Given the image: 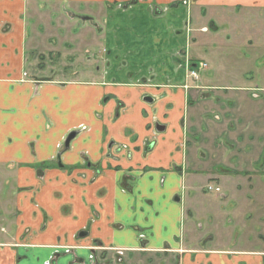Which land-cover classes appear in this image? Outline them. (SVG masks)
Returning <instances> with one entry per match:
<instances>
[{
  "label": "crops",
  "instance_id": "1",
  "mask_svg": "<svg viewBox=\"0 0 264 264\" xmlns=\"http://www.w3.org/2000/svg\"><path fill=\"white\" fill-rule=\"evenodd\" d=\"M67 11L89 21L104 17V64L84 74L91 80L64 81L61 72L34 70L30 61L51 38L61 43L60 31L51 29L61 23L45 20L59 21ZM260 55L264 0H0V170L14 171L13 203L21 212L13 232L0 237V264H96L97 242L117 253H176L178 264H264V250L232 254L186 247L180 239L185 186L191 199L203 179L190 171L199 139H210L204 132L216 136L214 149L220 137L243 140L252 131L241 115H229L240 110L233 99L241 95L221 93L264 97V84L253 83L256 75L264 80V64H250ZM188 58L217 60L207 76L232 82L194 81ZM210 90L233 107L213 105ZM119 103L124 109L116 118ZM113 141L127 144L131 156L110 154ZM226 150L224 143L216 151L218 164L235 175L244 168H232L227 156L234 152ZM59 155L61 169L47 170L40 181L32 165Z\"/></svg>",
  "mask_w": 264,
  "mask_h": 264
},
{
  "label": "rangeland",
  "instance_id": "2",
  "mask_svg": "<svg viewBox=\"0 0 264 264\" xmlns=\"http://www.w3.org/2000/svg\"><path fill=\"white\" fill-rule=\"evenodd\" d=\"M68 11L64 14L61 13V19L58 21L57 17L50 16L45 20V24L58 25L61 23L60 28L52 26L53 31H60L61 43L58 39L54 41L51 38L46 46L38 49L31 57L33 61L34 70L38 66L49 68L46 70L52 72H61V80H74L80 78L81 80H91V76L84 75L88 70L96 69L99 65L103 67L104 44L101 30L104 25V17L98 19L83 20L79 14L70 17ZM63 15V16H62ZM59 23V24H60ZM212 29V27H211ZM213 30V29H212ZM188 33H193V28L186 30ZM207 29H205V32ZM191 33V35H192ZM194 34V33H193ZM192 37V36H191ZM196 41V40H195ZM48 46V47H47ZM242 52L244 46H236ZM51 48V49H50ZM247 48V47H246ZM240 53V52H239ZM243 53V52H242ZM241 55V53H240ZM216 58V55H214ZM201 59H190L188 66L200 67V77H205V80L194 81L211 84H229L231 79L218 76H207L210 72H215L214 65L217 60H209L204 66ZM236 60L230 58L228 64L231 68H235L232 62ZM203 63V64H201ZM258 63L259 69L264 64V56L260 55L257 62L250 61V64L255 65ZM217 64V63H216ZM200 65V66H199ZM203 65V67H201ZM50 70V68H52ZM60 69V70H59ZM77 72L78 75L73 73ZM47 78H58L56 75H47ZM36 77V76H34ZM247 79L249 76L246 77ZM244 78V79H246ZM253 83L260 85L264 84L262 77L255 76ZM211 97H215L213 105L233 107L229 102L223 103V100L217 99L216 91H208ZM221 94L232 96L236 94V98L241 95L242 99H233L238 101L240 110L234 109L229 113L233 120H237L240 115L245 123L251 122V133L244 134L246 139L239 140H226L225 137L218 138L215 148L210 147L211 143L215 142L213 138L216 136L208 135L210 139L201 137L198 141L199 153L194 161V172L199 177L198 191H195V196L189 199V194H192L190 188L185 186L184 189V208L185 219L182 224V232L180 239L182 245L192 247L194 249L205 250H221L230 253L251 251V250H264V97L261 95L259 98H248L247 101L244 93L228 91ZM262 94V93H261ZM208 95V97H209ZM252 101V102H251ZM197 108V106H196ZM252 111V114L249 113ZM215 112V111H214ZM213 114L208 125H212L216 118ZM203 123V122H202ZM232 126V125H231ZM199 130H205L202 124ZM250 127V126H249ZM203 136L202 133H198ZM249 136V138H248ZM192 138V136H190ZM212 137V138H211ZM200 138V137H199ZM197 140V138H196ZM188 142V139H187ZM212 143V144H213ZM226 143V153H232L228 158L233 163L232 168L241 169L234 175L233 170L226 165L218 164L219 157L216 151L219 147L223 148ZM242 147L248 154H241L237 149ZM61 150V148H60ZM212 154L208 155L207 152ZM201 152V153H200ZM214 153V154H213ZM61 156L56 157L54 160L48 162L34 164L32 167L35 169L36 176L40 181L46 177L47 170L56 169L61 166ZM225 161V160H224ZM61 169V167L59 168ZM186 174L190 175L186 170ZM223 177V178H222ZM225 177V178H224ZM209 185L214 188L209 189ZM15 186V173L9 168L0 170V237L9 236L10 229L15 226V220L21 213L14 205L16 190ZM220 187L221 191L217 192L216 187ZM26 188L18 187L19 193ZM198 193L200 194L199 196ZM188 196V198H187ZM191 214V215H190ZM191 218V219H190ZM195 258V257H194ZM179 258L176 253H151L142 254L133 252H111L103 249L98 250L97 264H178Z\"/></svg>",
  "mask_w": 264,
  "mask_h": 264
},
{
  "label": "flooded vegetation",
  "instance_id": "3",
  "mask_svg": "<svg viewBox=\"0 0 264 264\" xmlns=\"http://www.w3.org/2000/svg\"><path fill=\"white\" fill-rule=\"evenodd\" d=\"M188 28H191L190 27V22L189 23H187V29ZM189 58H188V60L186 61V67H187V69H188V75H189V78H191V79H196V80H199L200 79V75H199V70L198 69H200V67H192V68H190L189 66H188V64H189ZM201 64H203V63H201ZM206 64L204 63V66H205ZM97 66H99V65H97ZM200 66V65H199ZM201 67H203V65L201 66ZM194 73H195V75H194ZM148 101H152V99L151 98H146ZM104 101H106V99H104ZM124 109V107H123V104L122 103H119L118 105H117V110H116V114H115V117L116 118H118V116H119V114L121 113V111ZM159 127H161V125H158V128ZM157 128V129H158ZM73 132H75V136L70 140V142H69V145H67L66 144V142H67V140H68V138H69V136L73 133ZM81 132V129H77V130H74V131H72V132H70L69 134H68V136L65 138V140L63 141V144H62V147H61V152L62 151H64V150H68L69 148H70V144H71V142L78 136V134ZM108 152L111 154V153H115L116 155L117 154H120V153H123V152H125L127 155H128V157L129 156H131V153H132V151H131V149L129 148V146L127 145V144H121V143H116V142H110L109 144H108ZM61 155V154H60ZM59 155V156H60ZM112 156V155H111ZM89 164L90 165H92V163H90L89 162ZM99 172V171H98ZM214 187L212 186V185H209V189L210 190H212ZM216 189V191L217 192H220L221 191V188L218 186V187H216L215 188ZM85 234V233H84ZM101 243L100 242H97V246H99V247H97L98 249L97 250H99V249H101V245H100ZM119 253V252H118ZM98 255V254H97ZM96 264H97V260H96Z\"/></svg>",
  "mask_w": 264,
  "mask_h": 264
},
{
  "label": "water",
  "instance_id": "4",
  "mask_svg": "<svg viewBox=\"0 0 264 264\" xmlns=\"http://www.w3.org/2000/svg\"><path fill=\"white\" fill-rule=\"evenodd\" d=\"M74 136H75V132H73V133L69 136V138H68V140H67V142H66L67 145H69L70 140H71Z\"/></svg>",
  "mask_w": 264,
  "mask_h": 264
},
{
  "label": "built area",
  "instance_id": "5",
  "mask_svg": "<svg viewBox=\"0 0 264 264\" xmlns=\"http://www.w3.org/2000/svg\"><path fill=\"white\" fill-rule=\"evenodd\" d=\"M194 75H195V73H194Z\"/></svg>",
  "mask_w": 264,
  "mask_h": 264
}]
</instances>
